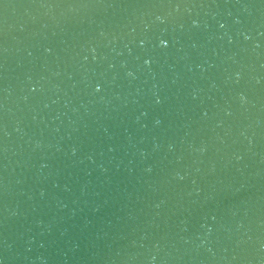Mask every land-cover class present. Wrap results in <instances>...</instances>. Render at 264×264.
I'll return each mask as SVG.
<instances>
[{
    "label": "water",
    "instance_id": "95a60500",
    "mask_svg": "<svg viewBox=\"0 0 264 264\" xmlns=\"http://www.w3.org/2000/svg\"><path fill=\"white\" fill-rule=\"evenodd\" d=\"M0 264H264V0H0Z\"/></svg>",
    "mask_w": 264,
    "mask_h": 264
},
{
    "label": "clouds",
    "instance_id": "9594fccd",
    "mask_svg": "<svg viewBox=\"0 0 264 264\" xmlns=\"http://www.w3.org/2000/svg\"><path fill=\"white\" fill-rule=\"evenodd\" d=\"M145 63H147V61H145ZM158 123V122H157Z\"/></svg>",
    "mask_w": 264,
    "mask_h": 264
},
{
    "label": "snow or ice",
    "instance_id": "6c2138e0",
    "mask_svg": "<svg viewBox=\"0 0 264 264\" xmlns=\"http://www.w3.org/2000/svg\"><path fill=\"white\" fill-rule=\"evenodd\" d=\"M97 91H99V89H97Z\"/></svg>",
    "mask_w": 264,
    "mask_h": 264
}]
</instances>
